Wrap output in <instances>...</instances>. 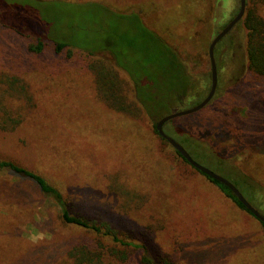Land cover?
<instances>
[{
	"label": "rangeland",
	"instance_id": "rangeland-1",
	"mask_svg": "<svg viewBox=\"0 0 264 264\" xmlns=\"http://www.w3.org/2000/svg\"><path fill=\"white\" fill-rule=\"evenodd\" d=\"M66 1L0 0V159L42 175L70 198L74 213L107 222L145 244L158 260L264 264L261 223L178 158L154 134L155 121L128 112L116 94L121 90L134 100L130 73L142 75L145 89L151 82L143 76L140 56L134 61L132 54L119 55L117 37L136 14L173 48L207 95L209 47L237 16L240 1ZM4 24L40 38L43 53H30L35 40ZM53 25L57 36L73 35L82 49L56 54L48 38ZM238 30L219 44L215 58L221 68L232 57ZM160 74H152L155 81L161 82ZM218 76L215 99L164 131L182 141L194 161L234 184L264 216V77L245 74L235 83L236 75ZM164 95L150 103L153 112L173 105ZM197 102L187 101L184 110ZM194 144L200 148L195 152ZM86 238L90 241L59 219L32 183L0 171V264H59ZM130 256L124 264H141L138 254Z\"/></svg>",
	"mask_w": 264,
	"mask_h": 264
},
{
	"label": "trees",
	"instance_id": "trees-1",
	"mask_svg": "<svg viewBox=\"0 0 264 264\" xmlns=\"http://www.w3.org/2000/svg\"><path fill=\"white\" fill-rule=\"evenodd\" d=\"M47 1L67 2L66 0ZM4 25L6 28L13 30L23 37L33 38L35 40V43H32L28 47L30 53L34 55H41L43 53L44 43L40 38L27 36L14 25ZM71 27H68L69 29H66L65 31H68L71 34ZM127 27V30L117 37L119 40L118 47H121V52L119 51V55L121 53H123V56L125 53L127 55L132 54L134 55L133 60L135 59V56H140L143 62V76H145L151 82L147 85V89H145L144 85L142 84V75L139 79V77H134V75L130 73L129 76L133 82L132 91L134 100L129 101V99L123 95L121 90L117 91L120 88L115 89V91H117L116 94H118L121 99V106H125L128 112L129 110L132 113L142 112L148 118L154 120L155 122L152 125L154 134L165 144L169 145V143L159 135L156 129L157 123L163 117L172 113V111L175 109L178 111L184 110V106L186 105L187 101L192 100V98L198 100L194 106L198 105L207 97L209 93L206 95L204 91L198 89L197 84L190 75V70L186 64L183 63V61L179 58L177 53L169 44L165 43L155 32L143 24L141 18L138 15L135 14L134 16L130 17ZM238 28L239 34L234 40H232L230 44V52L232 53V57L230 58L227 56L225 58L223 68L217 65L218 73H230L232 78L236 75L235 83H238L240 81L239 78L245 74H253L255 76L264 77V0H246L245 15L242 21L239 22L234 29ZM50 31L51 32L48 38L53 43L56 54L61 55L64 52H67L68 55L71 56L72 49H82L81 46L73 43V35H70L69 39H63L57 36L60 30L56 25L51 26ZM219 44L215 49L216 58L219 50ZM112 45L118 44L112 43ZM226 46L228 48V45ZM91 54V56H93V52ZM116 64L122 68L118 61H116ZM149 65H153L156 68L151 70L149 69ZM230 66H233V70L230 69ZM133 67L137 68V66ZM153 73H161L160 76H163L161 82H159L157 79L155 81L154 77L152 76ZM116 83L117 82L115 81V84ZM110 90H112V87L109 86L106 91L108 96L111 94ZM218 90L219 88L217 89V92ZM108 91L110 92L108 93ZM163 93L165 94L164 97L166 98V101L169 99L173 100V105L166 107L162 113H155L152 111V108L149 105H151L150 103L155 105L154 102H156L157 99L163 95ZM165 112L166 114L162 115ZM185 140L188 141L190 139L186 137ZM176 141L181 145L184 144L182 141ZM194 145H192V149L195 147L199 148L198 144ZM173 151L185 164L203 176L212 185L216 186L240 210L246 212L251 217L258 220L240 203V201L226 186L196 170L186 161V159H184L180 153H178L176 150ZM192 151L195 152L194 149ZM207 154L210 155L209 153ZM197 155L199 156V154ZM0 171L7 172L10 176L17 178L19 181H27L32 183L37 188L38 192L53 204V207L58 212L59 219L65 225L71 226L72 228L81 232V234H86L90 239V241H88L86 238V240L82 241L81 244L71 247L63 258L64 262L62 261L59 264H124L129 261V258H131L130 255H132L133 252L140 256L141 264H182L175 263L174 261H171L169 258L165 257L164 260L160 259L162 257H160V260H158V258L150 254L145 244L133 242L131 237H125L124 235L118 233L107 222H97L91 218L74 213L72 211L70 198L66 196L61 189L53 185L42 175L31 171L30 169L14 161L3 159H0ZM260 223L264 227V223Z\"/></svg>",
	"mask_w": 264,
	"mask_h": 264
},
{
	"label": "water",
	"instance_id": "water-1",
	"mask_svg": "<svg viewBox=\"0 0 264 264\" xmlns=\"http://www.w3.org/2000/svg\"><path fill=\"white\" fill-rule=\"evenodd\" d=\"M239 1H240V9H239L237 16L232 21H230L229 24L213 39L209 47V59L211 63V88H210L209 94L202 102H200L198 105L190 109L180 110V111H178L177 109L173 110L172 113L163 117L157 123L156 129L159 135L163 139H165L174 150L180 153L192 167H194L196 170L200 171L201 173L205 174L206 176L210 177L211 179L226 186L235 195V197L240 201V203L250 213H252L255 216V218H257L260 222L264 223V216L246 200V198L243 196V194L239 191V189L234 184H232L230 181H228L224 177L214 173L213 171L207 169L206 167L194 161L192 157L190 156V154L183 148V146L179 144L172 137L166 135L163 130L164 125L173 121L174 119L185 117V116L195 114L201 111L215 97L217 89H218V82H219L218 68H217L216 59H215V49L218 46V44L236 27V25L242 21L245 15V12H246V0H239Z\"/></svg>",
	"mask_w": 264,
	"mask_h": 264
}]
</instances>
